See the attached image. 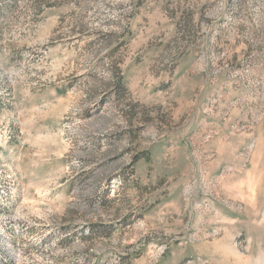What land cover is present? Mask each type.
I'll list each match as a JSON object with an SVG mask.
<instances>
[{
	"label": "rangeland",
	"instance_id": "obj_1",
	"mask_svg": "<svg viewBox=\"0 0 264 264\" xmlns=\"http://www.w3.org/2000/svg\"><path fill=\"white\" fill-rule=\"evenodd\" d=\"M0 264H264V0H0Z\"/></svg>",
	"mask_w": 264,
	"mask_h": 264
}]
</instances>
